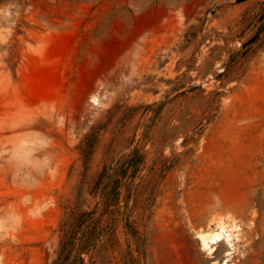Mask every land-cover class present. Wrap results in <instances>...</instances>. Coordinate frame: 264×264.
<instances>
[{"label":"rangeland","instance_id":"obj_1","mask_svg":"<svg viewBox=\"0 0 264 264\" xmlns=\"http://www.w3.org/2000/svg\"><path fill=\"white\" fill-rule=\"evenodd\" d=\"M224 260L264 264V0H0V264Z\"/></svg>","mask_w":264,"mask_h":264},{"label":"trees","instance_id":"obj_2","mask_svg":"<svg viewBox=\"0 0 264 264\" xmlns=\"http://www.w3.org/2000/svg\"><path fill=\"white\" fill-rule=\"evenodd\" d=\"M94 141H95V134L93 133V131L87 133L84 136V138L82 140V144L80 146V151H81L83 156L88 157L90 155ZM133 152L130 154V156L133 155ZM137 165H138V163L132 162L130 157H127V156L125 157L124 160L116 163L114 173L112 176V193H114L115 196L118 195V188L120 186L121 179L123 177L127 176V170L130 168L131 172L134 173L136 168H137ZM105 173H106V166L104 165L102 167L100 174L98 175V178L96 179L95 184H98L100 182V180L105 175ZM107 197L108 196H106L104 198V201H107ZM63 245H62L63 246L62 249L67 250V252L63 256L62 260H64V258H66L70 254V250H72V248L74 247L73 242H72V237L69 236L67 238V241H65ZM85 249H86L85 244H83V243L80 244L79 247L77 248L76 257H77L78 261L81 263H82L83 259L80 256V252L85 250Z\"/></svg>","mask_w":264,"mask_h":264},{"label":"bare ground","instance_id":"obj_3","mask_svg":"<svg viewBox=\"0 0 264 264\" xmlns=\"http://www.w3.org/2000/svg\"><path fill=\"white\" fill-rule=\"evenodd\" d=\"M225 229L224 224H217L216 230H208V231H203L198 234V237L201 240L202 246L207 248L209 253H213L215 249V245H217L221 239H222V232ZM230 251H227L226 254H229ZM220 264H226V260H224Z\"/></svg>","mask_w":264,"mask_h":264}]
</instances>
